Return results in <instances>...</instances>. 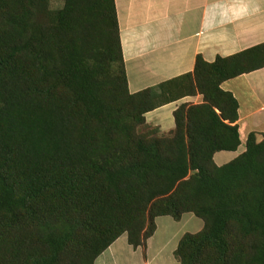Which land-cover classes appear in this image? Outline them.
Wrapping results in <instances>:
<instances>
[{"label": "trees", "instance_id": "trees-1", "mask_svg": "<svg viewBox=\"0 0 264 264\" xmlns=\"http://www.w3.org/2000/svg\"><path fill=\"white\" fill-rule=\"evenodd\" d=\"M264 67V43L128 90L114 0H0V264H94L120 235L144 248L155 218L203 221L179 264H264V135L240 145L220 85ZM167 86V87H166ZM167 134L145 114L187 95Z\"/></svg>", "mask_w": 264, "mask_h": 264}, {"label": "crops", "instance_id": "crops-1", "mask_svg": "<svg viewBox=\"0 0 264 264\" xmlns=\"http://www.w3.org/2000/svg\"><path fill=\"white\" fill-rule=\"evenodd\" d=\"M128 90L135 93L167 85L193 71L197 55L212 62L264 43V0H114ZM167 87V86H166ZM221 89L238 103L240 145L213 155L222 165L245 149L250 132L264 135V67L225 80ZM201 94L183 96L147 112L146 124L167 134L173 111L182 103H200ZM203 221L192 213L179 220L155 218V231L144 248L120 235L94 264H179L174 250L184 233H195ZM192 228V229H191Z\"/></svg>", "mask_w": 264, "mask_h": 264}, {"label": "rangeland", "instance_id": "rangeland-1", "mask_svg": "<svg viewBox=\"0 0 264 264\" xmlns=\"http://www.w3.org/2000/svg\"><path fill=\"white\" fill-rule=\"evenodd\" d=\"M62 5V0H51L52 8H59ZM152 127V126H151ZM200 219V218H199ZM201 220V219H200ZM192 229V228H191Z\"/></svg>", "mask_w": 264, "mask_h": 264}]
</instances>
